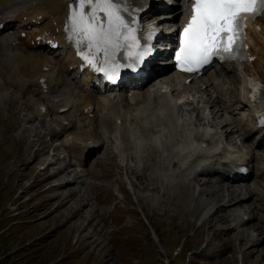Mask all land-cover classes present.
<instances>
[{
  "label": "bare ground",
  "instance_id": "bare-ground-1",
  "mask_svg": "<svg viewBox=\"0 0 264 264\" xmlns=\"http://www.w3.org/2000/svg\"><path fill=\"white\" fill-rule=\"evenodd\" d=\"M173 1L177 4V7L180 6V8H171L170 10L173 12V16L169 15V13L161 15L158 17L157 23L172 21L177 13L181 12L182 0ZM120 2L122 3L121 0ZM158 2L160 3L159 5ZM75 6L73 0H0V21H4L5 23L12 21L14 23L12 25L14 29L13 35H0V76L2 78L0 80V109L2 106H6L7 110L15 107V109L18 108V111L28 108L32 101L31 96L28 94L31 87H28V85L32 84L34 87L37 86L38 79L41 75L46 77V81L50 86L61 83L66 84V81L62 78L58 69L53 70L52 67H50L47 71L41 70V66L47 64L50 60L47 55L40 53L39 46H47L45 42L46 38L50 37L52 39H57L59 41V46L56 53L58 54L62 51L69 59V62L74 61V57L68 45L64 43L63 37L67 36L69 40H73L69 38V32L66 31V26L70 8ZM149 7H152L153 10L147 11L143 15L144 17H150L152 12H156L161 8H168L164 0H150ZM23 14H25L24 19L22 18ZM98 15L101 17L102 21H105L103 13H98ZM256 20H259L260 30L258 32L249 30V34L252 36L250 47L252 51H256L264 56V49L261 46V37L264 36V13L257 17ZM31 25L37 28L40 34L39 39L36 40L40 42V44L34 43V41L32 44L28 45V42L32 39L33 30H28V27ZM20 31L25 32L26 43L23 47L27 46V50H22V46L18 45L22 40L24 41V38L20 36ZM13 37L16 39L15 47L9 44V40ZM33 46H35L38 51L35 52L29 48ZM262 62L264 67V60ZM216 71L219 73L218 70ZM227 71L231 73L233 80L231 77L227 81L217 79L214 85H212L213 91L219 89L217 97L213 92L209 93L207 89L204 88L206 97L211 105L221 104V99L219 98L221 92H226V87L230 82L236 89L235 94H237L238 98V77L241 79L244 76L243 70L235 65H231ZM162 75L163 73L160 74V76ZM164 75H166V73H164ZM73 77L74 76L71 78ZM156 77L157 76L153 79ZM162 78H165L167 81V79H170V76H163ZM90 80L95 81V78L93 76H87L84 82V89L87 90V92L92 90L87 84ZM205 81L206 80H204V82ZM138 86L140 85L134 87L138 88ZM144 89L145 88L136 91L135 93L133 91L131 92L132 94H130L132 96L128 97L129 99H134L133 96L141 92L144 97L143 102L141 104L137 102L131 103V106L122 110L120 113L119 108H123L122 100L115 103L111 98L110 91H99L98 94L94 96L93 101L101 113L103 109L106 108L105 104L108 103L106 113L99 119L100 125L98 127L90 126L88 132L82 131L79 134L71 135L66 139V144L78 154H82L91 150L93 146H98L100 142H104L101 146L102 152L94 162L95 165H101V159L107 147H111V144L113 146V143L117 142L119 148L114 149L112 147L111 150L115 160L114 163L121 164L119 167L123 172L121 175L126 178V184H128L127 188L134 194V198L137 199L140 197L139 199L146 200L145 203L141 205L142 208L147 210L151 209L153 213L157 212V214H170L169 209L175 206V202L187 197L188 203L186 211L182 212L183 215L180 217V222L176 224L177 228H179L182 222H190L191 215L196 213L200 219L198 227H200L201 222L207 221V223L212 226L211 235L221 233L226 236V233L229 234V236L225 237L227 241L219 243L220 245H232L234 250L236 249V251H240V254L243 253L244 255H251L255 252L261 253V250H259L256 245L260 237V231L257 230L258 223L260 224V221H264V217L261 213L260 216H258V211L264 208V183L259 187L256 184L258 181L254 180H241L240 182L234 183L218 181V178L224 176L222 173L224 166L219 162L220 158L216 154H212L211 150L191 144L194 138L197 139L199 137V134L196 133V127L185 124L187 119L183 113H177L181 122L177 119H173L168 109H163L161 112L153 115L147 122L142 123L144 118L148 117L146 108L148 99L152 93V91ZM123 94L126 95V92ZM166 98L169 99L170 96L167 95ZM72 104L74 105L73 102ZM257 105L259 107H264V98ZM73 109H75V106ZM21 116L28 121L30 119L26 111H23ZM118 116L121 118L119 119L121 127L115 132L114 128L112 129V125L115 124V119ZM128 116L130 121L123 127ZM55 124L58 123L54 122V125ZM63 128L64 126L61 124H59V129H53V124L51 123L45 125L46 131L51 135L58 134ZM32 130L34 133L36 132L35 128H32ZM24 131H29V128H25ZM243 131L245 132L246 128H244ZM25 136L28 137L27 134H25ZM209 138L208 136H204L201 139L203 142L208 143ZM31 143L32 146H34L36 155H38V148L35 146V141H31ZM40 144L47 145V142L41 140ZM247 145L250 150L256 147L258 142L252 140L248 142ZM36 155L34 157H36ZM262 159L263 158H261L260 161H262ZM166 160L171 163L170 170L166 167ZM59 162V158L54 157L52 160H46L45 165L41 167V171H48L47 169L51 167L52 169L47 172L48 177L51 176L52 179H58V182H54L51 186L62 189L63 185H65L69 189L72 188L71 191L68 192V195L65 191H61L58 194L57 207L62 206L67 208L65 218L75 215L82 216L86 212L88 213L86 219L90 220L92 219L93 211L94 214L98 216V208L89 201V193L92 187L96 186L95 183L92 181H84L82 182L84 186L80 188L75 185L71 186V183L76 184L80 180L75 177L70 180L64 179L65 174L76 172L70 167L60 166ZM186 162L192 163L206 175L216 178L217 181L212 184L197 183L189 189L186 185L187 183H183L177 177L180 175L185 178V168L183 164ZM139 166L140 171L137 172L135 168ZM44 173L45 172H42L41 174ZM87 173L91 176L98 175L93 167H91ZM259 174L264 175V169H261ZM101 176L106 177L105 175ZM138 176L142 178L148 177L150 182L146 183L138 179ZM150 186L151 188H149ZM145 188L147 191L143 192ZM81 190L86 192L88 196H83ZM87 190L89 191L87 192ZM136 190L138 192H136ZM141 192L143 194H141ZM97 201L98 200H95L94 202ZM80 202H82V204H80ZM85 204L89 205L92 210L84 208ZM200 205L201 208L198 210ZM217 206L228 207L224 212L215 213V208ZM176 210H178V208H176ZM233 210H237V215ZM242 213L250 214L253 218H256L257 221L251 222L248 226L239 225L240 227L238 226L237 230H231L230 228L235 225ZM142 215L144 216L143 213ZM227 216H231L232 220L228 219V222H225ZM81 226L82 225L76 224V228H80V230L82 229ZM248 227L251 228L247 229ZM151 231L152 233L154 232L153 229ZM209 241L210 238L207 239L205 243ZM235 243L237 246H235ZM242 245L243 247H241ZM260 247L264 248V246Z\"/></svg>",
  "mask_w": 264,
  "mask_h": 264
},
{
  "label": "rangeland",
  "instance_id": "rangeland-1",
  "mask_svg": "<svg viewBox=\"0 0 264 264\" xmlns=\"http://www.w3.org/2000/svg\"><path fill=\"white\" fill-rule=\"evenodd\" d=\"M21 111L15 107L7 110L6 106L0 109V264H264V248L260 247L264 241L256 245L261 253L240 254L232 245L219 244L227 241L229 234L211 235L212 226L207 221L198 227L200 219L196 213L190 222H182L177 228L186 211L187 197L177 200L176 207L169 209L170 214L142 208L146 200L135 199L128 190L110 146L97 168L108 179H101L99 184L104 185L106 193L114 197L118 194L112 209L126 213V220L117 219L120 227L110 236L111 227L98 217L100 213L96 216L93 211L90 220L86 219V212L65 218L67 208L57 207L58 194L65 191L68 195L72 188L51 186L56 179L48 177L50 169L41 171L45 158L42 152L36 155L34 151L29 138L35 136H25L24 128H30L33 122H25ZM31 112H35L33 105L31 111L28 109V114ZM138 179L150 182L148 177ZM84 208L92 210L87 204ZM108 208L110 205L106 204L105 211ZM209 238L210 246H218L221 252L215 257L200 258L198 255L209 246L204 245Z\"/></svg>",
  "mask_w": 264,
  "mask_h": 264
},
{
  "label": "snow or ice",
  "instance_id": "snow-or-ice-1",
  "mask_svg": "<svg viewBox=\"0 0 264 264\" xmlns=\"http://www.w3.org/2000/svg\"><path fill=\"white\" fill-rule=\"evenodd\" d=\"M191 5L190 18L180 37V50L176 54L178 65L185 72H197L210 64L213 58L224 61L242 56L243 21L264 13V0H187ZM66 31L77 46L87 51L82 58L108 80L114 81L117 70L129 67L135 70L150 48L141 47L137 38L136 21L125 19L127 3L120 0H73ZM98 13H103L102 21ZM154 29L150 30V40ZM124 50L128 64H120L116 55ZM103 54L100 60L99 54ZM97 65H100L99 67ZM182 103V101H181ZM259 122L264 125V117Z\"/></svg>",
  "mask_w": 264,
  "mask_h": 264
}]
</instances>
